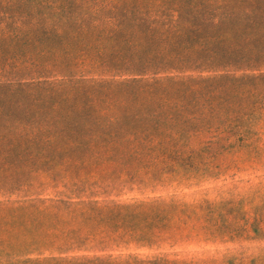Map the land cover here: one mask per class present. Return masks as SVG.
Listing matches in <instances>:
<instances>
[{
  "label": "rangeland",
  "instance_id": "374dc122",
  "mask_svg": "<svg viewBox=\"0 0 264 264\" xmlns=\"http://www.w3.org/2000/svg\"><path fill=\"white\" fill-rule=\"evenodd\" d=\"M264 264V0H0V264Z\"/></svg>",
  "mask_w": 264,
  "mask_h": 264
},
{
  "label": "trees",
  "instance_id": "16d2710c",
  "mask_svg": "<svg viewBox=\"0 0 264 264\" xmlns=\"http://www.w3.org/2000/svg\"><path fill=\"white\" fill-rule=\"evenodd\" d=\"M78 264H222L215 258H201L196 256L179 257L176 254H157V255H140L126 254L106 257H95L84 260ZM237 264H245L240 259Z\"/></svg>",
  "mask_w": 264,
  "mask_h": 264
}]
</instances>
